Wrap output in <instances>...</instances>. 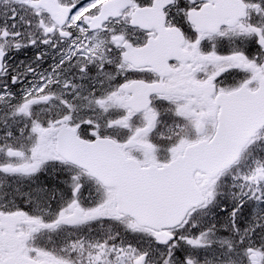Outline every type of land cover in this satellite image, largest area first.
Listing matches in <instances>:
<instances>
[{"label":"snow or ice","instance_id":"6c2138e0","mask_svg":"<svg viewBox=\"0 0 264 264\" xmlns=\"http://www.w3.org/2000/svg\"><path fill=\"white\" fill-rule=\"evenodd\" d=\"M0 264H264V0H0Z\"/></svg>","mask_w":264,"mask_h":264}]
</instances>
